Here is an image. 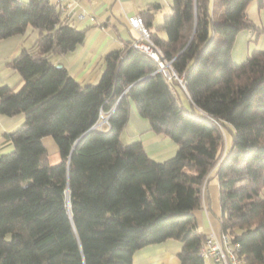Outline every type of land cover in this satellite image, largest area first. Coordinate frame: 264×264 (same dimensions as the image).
<instances>
[{"label": "trees", "instance_id": "obj_1", "mask_svg": "<svg viewBox=\"0 0 264 264\" xmlns=\"http://www.w3.org/2000/svg\"><path fill=\"white\" fill-rule=\"evenodd\" d=\"M252 1L221 0L214 22L213 0H172L154 26L160 5L151 3L139 14L168 75L126 42L104 55L95 84L81 85L52 57L82 44L85 29L51 0H0V40L39 32L7 62L20 88L0 87V114H23L0 152V264H132L135 252L168 239L180 242V264H207L194 212L211 176L220 234L246 264H264V50L239 64L231 57L237 34L256 29L246 15ZM132 103L176 144L171 157L156 161L140 141L121 142Z\"/></svg>", "mask_w": 264, "mask_h": 264}, {"label": "crops", "instance_id": "obj_2", "mask_svg": "<svg viewBox=\"0 0 264 264\" xmlns=\"http://www.w3.org/2000/svg\"><path fill=\"white\" fill-rule=\"evenodd\" d=\"M74 2L72 21L78 29H85V39L74 50L53 56L52 62L64 67L81 85L95 84L98 81L103 70L102 60L106 53L121 49L124 47V43L133 42L139 38L138 32L127 23V16L139 14L151 3L160 5V9L154 15L153 26L161 23L165 15L164 12L162 13L160 0H74ZM252 2L246 8V15L256 26V29L246 30L245 34L250 38L254 31L257 32L254 50H264V4L260 5L258 1L255 4ZM78 14L84 15L79 22L75 20V16ZM151 30H154V27H151ZM158 35L165 36L163 32H158ZM38 36L37 29L27 27L23 34L0 40V87L10 86L15 90L20 88L22 84L20 77L7 65V62L13 59L22 48L31 47ZM248 53L249 50L245 57L248 56ZM22 121V113L14 116L0 114V152L11 149V144L5 141L3 136L19 127ZM99 125L104 129L108 127V123L103 121ZM123 138L125 143L140 141L147 154L156 161H163L171 157L177 149L176 144L168 137L156 134L151 130L148 121L137 114L133 103L129 120L120 134L121 142H123ZM42 144L47 151L49 162L57 163L60 157L53 138L43 137ZM220 213L219 187L211 176L202 190V207L194 212L198 228L206 237L220 235ZM174 240L168 239L138 250L133 255L132 264H180L177 257L180 242Z\"/></svg>", "mask_w": 264, "mask_h": 264}, {"label": "built area", "instance_id": "obj_3", "mask_svg": "<svg viewBox=\"0 0 264 264\" xmlns=\"http://www.w3.org/2000/svg\"><path fill=\"white\" fill-rule=\"evenodd\" d=\"M51 1L56 5L62 19L74 23L72 21L75 6L74 0ZM83 17V14H78L75 16V20L79 22ZM126 20L130 27L135 29L139 34V38L134 40L131 45L136 49L148 53L159 64L162 71L168 75V71L163 68L159 52L150 40L149 32L144 25L141 15H129L126 17ZM179 82L182 84L181 79H179ZM102 121L106 122L104 117H102ZM238 248V244L232 243L230 238L225 234H220L218 237L210 235L204 239L200 248V254L207 264H246L244 259L239 256Z\"/></svg>", "mask_w": 264, "mask_h": 264}, {"label": "rangeland", "instance_id": "obj_4", "mask_svg": "<svg viewBox=\"0 0 264 264\" xmlns=\"http://www.w3.org/2000/svg\"><path fill=\"white\" fill-rule=\"evenodd\" d=\"M23 1H26V0H23ZM160 2L162 4L161 5L162 13L163 12H164L163 14L168 13L170 10V5L172 3V0H160ZM256 2L257 1L254 0V2H252V3L255 4ZM250 7H249V9H251ZM163 14H162V16H163ZM254 14H255V12H254ZM223 15H224V8L221 4V0H213V3H212L213 21L217 22V21L222 20ZM245 33H246V30L239 32L238 35L236 36L235 42L233 44L232 61L236 64L242 63L245 60L247 50H249V53L254 50V45L256 42L255 38H256L257 32L254 31V34L250 37L251 39L249 37H247ZM249 39H250V42L248 41ZM222 40H223V37L221 35H216L214 38V41L217 44H219ZM161 61H162V64L164 66L163 68L167 71L170 70V65L167 64V62H164L162 59H161ZM178 94H179V98H180V101L182 102V104H184V106H187V100H186L185 96L181 92H179ZM122 141H123L122 142L123 144H127V143H125L126 141L124 138L122 139ZM54 164H56V163H54ZM261 195L264 197V190L262 191ZM174 241H176V240H174Z\"/></svg>", "mask_w": 264, "mask_h": 264}, {"label": "water", "instance_id": "obj_5", "mask_svg": "<svg viewBox=\"0 0 264 264\" xmlns=\"http://www.w3.org/2000/svg\"><path fill=\"white\" fill-rule=\"evenodd\" d=\"M108 118V117H107ZM107 118H105V121L107 122Z\"/></svg>", "mask_w": 264, "mask_h": 264}]
</instances>
